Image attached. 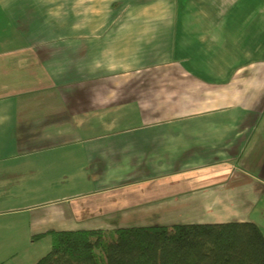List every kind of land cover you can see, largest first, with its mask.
<instances>
[{
  "label": "crops",
  "instance_id": "obj_1",
  "mask_svg": "<svg viewBox=\"0 0 264 264\" xmlns=\"http://www.w3.org/2000/svg\"><path fill=\"white\" fill-rule=\"evenodd\" d=\"M230 221L264 233V0H0V264Z\"/></svg>",
  "mask_w": 264,
  "mask_h": 264
},
{
  "label": "trees",
  "instance_id": "obj_2",
  "mask_svg": "<svg viewBox=\"0 0 264 264\" xmlns=\"http://www.w3.org/2000/svg\"><path fill=\"white\" fill-rule=\"evenodd\" d=\"M34 264H264V233L253 221L48 231Z\"/></svg>",
  "mask_w": 264,
  "mask_h": 264
},
{
  "label": "rangeland",
  "instance_id": "obj_3",
  "mask_svg": "<svg viewBox=\"0 0 264 264\" xmlns=\"http://www.w3.org/2000/svg\"><path fill=\"white\" fill-rule=\"evenodd\" d=\"M48 251H49V250H45L44 254H42V255H45Z\"/></svg>",
  "mask_w": 264,
  "mask_h": 264
}]
</instances>
